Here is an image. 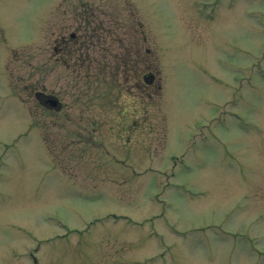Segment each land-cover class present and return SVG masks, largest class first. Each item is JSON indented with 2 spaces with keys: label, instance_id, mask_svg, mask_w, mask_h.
Instances as JSON below:
<instances>
[{
  "label": "rangeland",
  "instance_id": "obj_1",
  "mask_svg": "<svg viewBox=\"0 0 264 264\" xmlns=\"http://www.w3.org/2000/svg\"><path fill=\"white\" fill-rule=\"evenodd\" d=\"M79 1L105 6L122 44L87 73L91 87L117 76L126 112L140 76L133 133L98 118L97 101L89 141L77 129L87 120H28L10 88L41 74L52 87V35L70 24L58 12ZM30 254L264 264V0H0V264H33Z\"/></svg>",
  "mask_w": 264,
  "mask_h": 264
},
{
  "label": "flooded vegetation",
  "instance_id": "obj_2",
  "mask_svg": "<svg viewBox=\"0 0 264 264\" xmlns=\"http://www.w3.org/2000/svg\"><path fill=\"white\" fill-rule=\"evenodd\" d=\"M60 5L57 9L61 8ZM58 13L61 17L66 16L70 24L58 29L52 35L49 57L52 61V87L47 88L43 81V74H41V80H35L33 84H28L27 81L23 83V76H18L17 79L21 85L17 84L16 87L19 86L18 88L21 90V100L23 101V94L27 102V99L33 96L37 107V112L35 109L31 112L34 119L39 120V116H48L52 120L61 121L87 120L84 129H77L88 135L85 137L88 141L91 140V132L95 131L94 125L98 126L95 121L100 116L111 113L118 118V127H120L121 132L125 130L126 133H133L139 121L136 120L140 104L139 74L132 71L134 76L132 75V82L127 87L131 108L126 112H123L122 103L119 102L124 92L121 85L120 88H117V76L113 78L112 82L99 81L95 85L97 87H91L90 81H88V72H91L92 69L107 67L108 57L112 55L117 57L122 52L121 42L119 44L111 42L112 37L117 42L119 34L117 31H115L116 34L114 33V25L111 23L112 17L107 16L106 7L82 1L68 2V6L62 8ZM69 25H72L74 31L66 32ZM116 27L118 28V26ZM155 80V73L151 70L141 74V81L145 86L151 87ZM102 84L105 86L100 88L99 85ZM90 87L93 90L92 94ZM93 94L96 97H93ZM96 101L102 109L100 110L102 113L97 119L94 118L95 113L92 110ZM46 110L50 111L48 115L44 114ZM86 111L89 112L86 113ZM109 111L111 112L109 113ZM70 132H73L75 137L81 136L77 131L71 130Z\"/></svg>",
  "mask_w": 264,
  "mask_h": 264
}]
</instances>
